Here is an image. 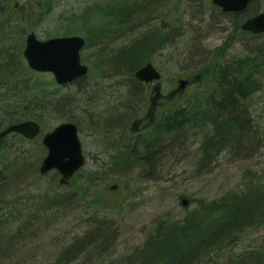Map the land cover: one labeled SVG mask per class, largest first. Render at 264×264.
Masks as SVG:
<instances>
[{
  "label": "trees",
  "instance_id": "16d2710c",
  "mask_svg": "<svg viewBox=\"0 0 264 264\" xmlns=\"http://www.w3.org/2000/svg\"><path fill=\"white\" fill-rule=\"evenodd\" d=\"M159 1L161 0H88L80 13L60 19L66 25H63L61 32L52 36L71 35L73 33L66 29L69 24L78 20L82 24L88 23L95 17L104 18L107 25H115L116 28H107L104 33L102 25L99 29L101 33L91 29L92 34L97 36H85L84 47L95 48L96 54L104 53L103 57L98 55L102 59L97 65L100 74L108 72L112 77L122 78L116 82V88L123 90V99L128 102L134 94L143 93L142 83L134 78V72L147 62L153 61L151 53L166 41L170 42V36L176 33V29H173L167 37L168 33L161 29L163 25L157 24L153 27L150 25V18L145 19L147 22L130 24V20L141 12H147L152 4ZM255 2L256 0H251L240 12L227 13L229 22L233 21L232 28L238 26L242 19L256 13ZM10 6L14 7L15 4L8 5L0 0L1 18ZM49 8V0H45L41 13H33V8H30L28 14L31 21L37 14L39 16L46 13ZM5 21V24L13 26L22 23L14 16L10 19L7 17ZM139 26L143 31L139 36L118 47L107 45L123 31L131 33ZM14 31L17 37L19 33L22 36L27 33L25 27ZM14 31H11L12 34ZM23 39L22 37L20 45L17 46L15 44L10 47V42L0 45L5 52L0 50L3 53L0 54V104L9 106V110H3L5 114L1 107L0 123L3 124L4 120L31 118L41 124L44 117L42 111L45 108L59 114V118L73 116L69 113L74 96L88 89L81 82L86 75L70 83V89L37 87L35 82L34 86L40 90L30 93V82L24 77L18 61V56L22 55ZM242 42L247 52L241 57L231 58L218 71V79L228 74L227 67L230 69L229 73L237 75L239 72L237 80L232 83L231 95H221L224 86L206 77L213 82V86H205L211 92L203 103L194 108L185 105L167 108L152 129L153 136L149 138L142 134L133 135V139L119 135L115 143L107 144L110 150L106 155L113 165L116 168H123L125 165L130 168L140 166L141 169L148 170L158 150L166 146L159 141L166 140V136L171 135L172 131H183L185 126L189 134L194 129L202 128L204 131L203 141L198 147L199 163L212 160L228 147L235 148L242 140L241 133H249L248 122L254 121L244 116V110L248 106L246 89L250 85V88H257L256 82H264V33L245 35ZM223 49L216 47L213 57L225 52ZM51 81L50 87H54L56 83ZM198 84L203 85V79L202 84ZM57 86L55 87L63 88ZM86 98V104H90L91 94ZM24 102L27 104L22 105ZM13 106L19 108L18 117L12 114ZM108 107L112 108L109 112L114 110L113 106ZM68 119L77 122L74 117ZM76 124L78 126V122ZM115 125L116 122L107 123L105 127L112 130L111 128H116ZM234 129H238L239 134ZM10 144L0 145V181L7 176L6 169L1 164ZM84 164L65 181L60 180V174L56 170H51L47 173L49 180L43 188L20 195L14 199L13 204L12 200L0 199V261L12 258V254H4L6 249H26L35 235L44 230V225L51 224L56 217L63 218L66 210H69L68 215L70 212L82 214L79 221L81 231L58 250L51 262L45 264H264V233L256 234L257 229H264V181H260L254 171L248 170L251 173L243 176L245 180L242 179L236 191L227 192L211 201H198L197 207L187 210L177 220L156 218L140 245L122 254L113 255V241L117 233L109 216L118 206L112 205L106 197V191L99 189L98 184L104 177L100 170H87ZM18 241L24 244L18 246Z\"/></svg>",
  "mask_w": 264,
  "mask_h": 264
},
{
  "label": "rangeland",
  "instance_id": "374dc122",
  "mask_svg": "<svg viewBox=\"0 0 264 264\" xmlns=\"http://www.w3.org/2000/svg\"><path fill=\"white\" fill-rule=\"evenodd\" d=\"M1 1L8 5L15 4L2 14V18L0 15L2 19L0 20V45L10 42L12 47L15 44L20 45L21 38L26 35L24 33L22 36L19 33L17 37L14 29L18 31L20 27H25L26 32L33 31L40 39L52 36L54 33L61 32L63 25H66V23L62 24L60 19L80 13L88 0H49L48 11L39 16L37 14L32 21L28 14L29 9L33 8V13L38 11L41 13L45 7V0ZM261 10H264V0H256L254 12ZM13 16L22 21L21 25L5 24L6 18L10 19ZM149 18L150 25H163L161 29L164 33H168V35L165 34L167 37L173 29H176V33L170 36V42L166 41L151 53L152 64L161 73V77L151 86L159 87V96H156L155 100H158L160 105L156 110L163 112L167 108L173 109L182 105L196 106L203 103L211 90L206 89L205 86L211 88L213 86V82L207 80L206 77H211L205 73V70L211 66L214 50L220 43L221 37L230 34V30L227 34L215 32L213 27L219 26L218 29H220L221 26H229L227 24L229 15L214 7L211 0H161L152 4L147 12L139 13L129 22L130 24L147 22L145 19ZM103 24L107 25L104 18L95 17L84 24L79 20L75 21L66 29L82 37L91 35L94 37L97 34H92L91 29L101 33L100 25H102L103 33L107 28H116L112 24L107 27ZM150 25L148 26L151 28ZM11 31L14 33L12 34ZM88 31L92 32L88 34ZM141 33L143 31L140 26L131 33L123 31L118 38L107 45L118 47ZM0 50L3 51L2 48ZM94 51L91 47H83L80 50L82 62L89 67L88 74L81 79V82L85 83L88 89L74 96L69 113L73 116L59 118V114L45 108L42 111L44 117L41 127L45 132L58 123L69 120L68 117H74L77 120L79 139L85 157L84 168L100 170L104 177L98 184L99 189L106 191V197L112 205L118 206V209L116 207V211H111L109 216L117 233L113 241V255L122 254L140 245L156 218L177 220L187 210L197 207L198 201H211L227 192L236 191L242 179L245 180L243 176L251 173L248 170L254 171L260 181H264V82H257L260 88L246 98L248 106L244 110V116L254 120L247 125L249 129H252L249 133H241L242 140L235 148L228 147L225 151L218 153L209 162L206 170L196 171L199 164L198 147L203 141L204 131L202 128L194 129L190 130L189 134L188 130H185L187 126L183 128V131L179 129L167 135L166 137L170 140L167 138L159 141L166 146L158 150L148 170L145 171L140 166L130 168L129 165L116 168L106 155L110 150L106 145L115 143L119 135L125 136L122 131L126 122H130L127 126L129 133L133 132L131 136H127L130 139H133L136 134L135 123L137 130H142L141 134L144 137L149 138L154 134L149 125L151 126L152 122L155 123V120L151 122L148 120L150 116H147L151 108L149 101L151 92L147 85L144 87L142 85V95L139 93L138 96L133 97L135 99H130L132 102L124 101L123 90L116 88L118 84L116 82L122 78L112 77L108 72L101 75L97 65L102 62V59L97 57ZM246 52V46L241 41L228 45L224 55L237 58ZM0 54L3 53L0 52ZM18 61L21 63L19 65L24 77L30 82V93L40 90L34 86L35 82L37 87L49 86L48 88L57 90L71 88V85L68 88H56L57 84L50 87L51 80L54 81L51 72L31 70L22 55L18 56ZM199 73L203 79V85L196 86L198 79L196 75ZM190 75H193L192 83L184 91H178L180 80ZM114 88H116L115 91H113ZM171 90L175 91L171 93ZM89 94H91V102L86 104L88 102L86 97ZM25 104L27 102L22 105ZM108 106H113L114 110L109 112L112 108ZM1 107L3 108L2 104L0 109ZM39 107L44 108L40 105ZM115 122L117 127L111 128L115 132L105 134V131H108L105 125ZM10 143L1 164L5 167L7 176L0 181V199L12 200L13 204L14 199L20 195L43 188L49 180V175L40 174L38 171L41 159L45 155L43 151L45 148L39 139L31 142L22 141L20 148L17 143ZM111 185L116 187L112 189ZM182 200L186 201L185 206H182ZM67 213L69 210H66V216L63 218L56 217L51 224L44 225V230L35 235V238L30 241L31 245L26 249L15 248L14 251L6 249L4 254H12V258L3 259L0 264L51 262L58 254V250L73 235L81 231L79 221L82 214L70 212L68 215ZM257 230L256 234L264 233L263 228ZM16 244L21 246L24 243L18 241Z\"/></svg>",
  "mask_w": 264,
  "mask_h": 264
},
{
  "label": "water",
  "instance_id": "95a60500",
  "mask_svg": "<svg viewBox=\"0 0 264 264\" xmlns=\"http://www.w3.org/2000/svg\"><path fill=\"white\" fill-rule=\"evenodd\" d=\"M250 1L211 0L212 4L224 12H240ZM241 27L252 33H264V10L247 18ZM84 43L85 40L79 35L53 36L41 40L34 32H29L22 53L29 68L40 72L49 71L58 84H64L88 72V66L81 62L79 54ZM134 77L144 83L157 80L160 73L151 62H147L134 72ZM39 131L37 122L26 120L2 129L0 138L9 132H18L31 139ZM41 143L46 148V154L38 168L42 174L54 169L62 176L61 181H65L84 163L78 128L72 121H63L55 125L42 136ZM111 188L114 189L115 185ZM182 203L185 204L186 201L182 200Z\"/></svg>",
  "mask_w": 264,
  "mask_h": 264
},
{
  "label": "flooded vegetation",
  "instance_id": "af4514ba",
  "mask_svg": "<svg viewBox=\"0 0 264 264\" xmlns=\"http://www.w3.org/2000/svg\"><path fill=\"white\" fill-rule=\"evenodd\" d=\"M252 16V15H251ZM244 20L245 19H242L241 21H240V23H239V25L238 26H234L233 28H232V25H233V21H231V22H229V20L227 21V24L229 25V26H226V27H223V26H221V28L220 29H218V27L219 26H214L213 27V29H214V31L215 32H221V33H223V34H227V31L228 30H230V34L229 35H223L222 37H221V41H220V43L218 44V45H216V47H218V46H220V47H223L224 49L225 48H227V46L228 45H231L232 43H234V42H241V41H243V38H244V36L245 35H250V34H253V33H251V32H248V31H245L242 27H241V24H242V22H244ZM253 35H256V34H253ZM24 40H25V37H24V39H23V43H24ZM224 49H223V51H224ZM215 58V57H214ZM235 59V58H234ZM211 66L210 67H208L206 70H205V73L206 74H208V76L209 75H211ZM197 77H198V79H197V82H196V86L198 85V83L200 82L201 84H202V79H201V74L199 73L198 75H196ZM81 77V76H80ZM160 77H161V73H160ZM79 78V77H78ZM78 78H76L75 80H73L72 82H75ZM209 78V77H208ZM192 79H193V75H190L189 77H186V78H184L183 80L185 81V83H186V85H185V87L184 88H178V91H180V92H182V91H184L185 89H186V87L189 85V84H191L192 82ZM72 82H70V83H72ZM155 81H149V82H145V83H142V85H143V87L144 86H148V89H149V91L151 92V95H150V106H151V108H150V110H149V113L147 114V116H150V118L148 119L149 121H154L155 120V123L154 122H152V125L150 126L149 125V127H151L152 129L155 127V125H157L158 124V122L160 121V119H161V117H162V115H163V112L161 111V110H156V108L158 107V105H160V103H159V101L158 100H155V98H156V96H159L158 95V89H159V87H151L152 85H153V83H154ZM70 83H67V84H63V85H58V86H62V87H68V85L70 84ZM175 90H171L170 92L172 93V92H174ZM24 108L26 107V106H23ZM10 108H12V107H10ZM3 110H9V108L7 107V106H5V105H3V109H2V113L3 114H5V112L3 111ZM156 111V112H155ZM18 112H19V108L18 107H16V106H13V110H12V114L13 115H16L17 117L19 116V114H18ZM24 120H34V121H36L38 124H39V127H40V132H39V134L38 135H36L34 138H32V139H28V138H26V137H24L22 134H20V133H17V132H12V133H8L7 135H5V136H3V137H1L0 138V145H2V144H7V143H9V142H12V143H17L18 144V146H19V148H20V142H22L21 140H23V141H34V140H36V139H39L40 141H41V135H42V133H41V130H42V128H41V124L37 121V120H35V119H31V118H24V119H13L12 121H9V120H4L3 121V124L2 123H0V130H2L3 128H5V127H7V126H9V125H11V124H14V123H18V122H22V121H24ZM137 122H139V121H137ZM130 122H126L125 123V127H124V129H123V131H122V133L127 137L128 135L129 136H131L132 134H133V132H132V134H130L129 132V130L127 129V126H129L128 124H129ZM155 125H154V124ZM116 127H117V124L115 125ZM126 128V129H125ZM135 131H136V134L137 135H139V134H141V132H142V130H137V124L135 123ZM115 131H112V130H108L107 132L105 131V134L106 133H109V134H111V133H114Z\"/></svg>",
  "mask_w": 264,
  "mask_h": 264
},
{
  "label": "bare ground",
  "instance_id": "6f19581e",
  "mask_svg": "<svg viewBox=\"0 0 264 264\" xmlns=\"http://www.w3.org/2000/svg\"><path fill=\"white\" fill-rule=\"evenodd\" d=\"M258 42H259V40H258ZM261 42V41H260ZM160 47V46H159ZM158 47V48H159ZM94 52H95V54H96V49L94 48ZM224 53L225 52H222V54H218L213 60H211V75H210V77L212 78V80H214L215 82L217 81L218 82V84H220L221 83V85H223L224 86V88L221 90V95H231V93H232V91H233V89H232V83L234 82V81H236L237 80V77H238V75H239V72L237 73V75H234V73H229V67H227L228 68V74L226 75V74H224L223 76L224 77H222V78H217L218 76H220V74H218V71L223 67V65L224 64H228V62L230 61V59H231V57H227L226 55H224ZM101 54V55H100ZM103 54L104 53H99V54H96L97 55V57H99L98 55H100L101 57H103ZM224 55V56H223ZM241 57V56H240ZM150 62H153V61H150ZM241 75L243 74L242 72L240 73ZM133 76H134V74H133ZM135 78V77H134ZM136 79V78H135ZM137 80V79H136ZM256 84H257V88H254V87H252V88H250L252 85H250V86H248L247 87V89H246V95H247V97L250 95V94H252L253 92H255L257 89H259L260 87H259V84L256 82ZM242 89H243V87H242ZM211 92V91H210ZM142 95V94H141ZM136 96H138V94H134L133 96H132V98L131 99H135V98H133V97H136ZM187 106H191L192 108H194L195 106H193V105H187ZM252 129V128H251ZM251 129H249L248 128V130L250 131ZM234 131L235 132H237V134L239 133V130L238 129H234ZM211 160H203L202 162H200L199 164H198V166H197V168H196V171L197 172H202V171H204V170H206V168H207V166H208V164H209V162H210ZM81 227V226H80Z\"/></svg>",
  "mask_w": 264,
  "mask_h": 264
}]
</instances>
